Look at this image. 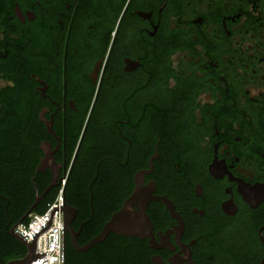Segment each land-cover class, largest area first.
<instances>
[{"label": "flooded vegetation", "instance_id": "1", "mask_svg": "<svg viewBox=\"0 0 264 264\" xmlns=\"http://www.w3.org/2000/svg\"><path fill=\"white\" fill-rule=\"evenodd\" d=\"M30 182L65 264H263L264 0H0L5 235Z\"/></svg>", "mask_w": 264, "mask_h": 264}, {"label": "built area", "instance_id": "2", "mask_svg": "<svg viewBox=\"0 0 264 264\" xmlns=\"http://www.w3.org/2000/svg\"><path fill=\"white\" fill-rule=\"evenodd\" d=\"M59 206H65L62 188L44 212L31 214L29 220L18 223L14 231L33 243L36 235L49 224L54 209ZM64 234L63 209L54 212L51 226L37 237L36 251L46 254L29 264H65Z\"/></svg>", "mask_w": 264, "mask_h": 264}, {"label": "water", "instance_id": "3", "mask_svg": "<svg viewBox=\"0 0 264 264\" xmlns=\"http://www.w3.org/2000/svg\"><path fill=\"white\" fill-rule=\"evenodd\" d=\"M57 182H58V176L56 174H54L53 182L44 191L43 195L46 192H48V190L52 186L58 185ZM40 198H41V196L39 194H37V197H36V200L34 201V203L27 210V212L25 213L23 218L19 222H17L12 229L11 235L13 237H15L17 240L21 241L26 246V249H27L26 254L21 258L9 260L5 264H29V263L33 262L34 260H36V259H38V258H40L46 254V252H37L36 251L37 237L42 232H44L45 230H47L51 226L52 221H53L54 212L64 209V228L66 227L67 214H68L67 213V205L65 206L66 208L64 206H59V207H56L54 209V212H53V215H52V218H51L49 224L36 235V237L34 239L35 241L33 243L29 242L23 236H21L20 234H18L17 232L14 231L17 224L24 221L27 218L28 214L34 210V208L36 207ZM139 216L144 217L143 214L133 213L126 206L123 210H121L120 212H117L113 215L112 219L105 224L102 232L99 235H97L86 247H84L83 250H86V249L90 248L92 245L103 241L106 238V236L109 234V232L112 230L119 232V233H123V234L134 235L136 226L138 225L137 221L139 219ZM263 264H264V261H263Z\"/></svg>", "mask_w": 264, "mask_h": 264}, {"label": "trees", "instance_id": "4", "mask_svg": "<svg viewBox=\"0 0 264 264\" xmlns=\"http://www.w3.org/2000/svg\"><path fill=\"white\" fill-rule=\"evenodd\" d=\"M81 129H82V124L78 128L76 140L79 137ZM59 190H60V187L56 188L54 190L53 195L50 198L44 200L43 204L38 208L36 207L34 211L36 213L44 212L47 209V205L56 198V196L59 193ZM29 191H30L31 199L29 200V203L27 205L28 207L31 205L33 201L32 195L34 194L32 191L31 182L29 183ZM27 206H25L24 208H27ZM27 220H29V217H27L24 221H27ZM26 252H27L26 246L22 244L19 240H17L15 237L13 238L10 235H7V234L5 235L4 231L1 229V224H0V264H5L6 262L12 259L21 258L26 254ZM69 264H85V263L84 261H78L75 258V256H73L69 258Z\"/></svg>", "mask_w": 264, "mask_h": 264}]
</instances>
